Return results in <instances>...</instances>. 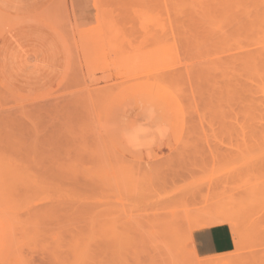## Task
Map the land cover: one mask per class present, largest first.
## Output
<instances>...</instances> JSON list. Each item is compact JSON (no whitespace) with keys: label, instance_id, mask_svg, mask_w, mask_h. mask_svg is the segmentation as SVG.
Listing matches in <instances>:
<instances>
[{"label":"rangeland","instance_id":"1","mask_svg":"<svg viewBox=\"0 0 264 264\" xmlns=\"http://www.w3.org/2000/svg\"><path fill=\"white\" fill-rule=\"evenodd\" d=\"M173 2L167 12L157 0L0 1V264H201L209 257L192 250L189 231L221 209L241 212L244 245L229 256L264 264V161L240 172L245 146L253 151L243 160L264 158L262 131L251 147L244 138L264 130L255 115L264 112L262 90L253 95L263 122L254 116L257 128L242 132L251 122L244 96L214 87L229 86L219 70L231 61L219 62L204 40L199 49ZM244 36L251 51L262 46ZM200 51L217 59L202 64ZM173 70L181 78L171 83ZM238 72L228 79L251 87Z\"/></svg>","mask_w":264,"mask_h":264},{"label":"bare ground","instance_id":"2","mask_svg":"<svg viewBox=\"0 0 264 264\" xmlns=\"http://www.w3.org/2000/svg\"><path fill=\"white\" fill-rule=\"evenodd\" d=\"M155 3H156V0H153ZM160 1H162V0H160ZM170 1L171 0H165V4L163 3L162 5H159V1L157 0V8L159 7V6H161L162 8H161V10L164 8L163 6H165L166 5V3H167V10H165L166 9V7H165V11H167V12H170L171 11V9H172V7L171 6H173L172 4L170 5H168V2L170 3ZM172 2H173V0H172ZM173 4H174V6L173 7H175V5L177 6V3L175 4L174 2H173ZM179 4V14L178 13H176V14H178L180 17L179 18H181L182 19V22H183V27H185L184 29L186 30V31H193V33H194V36L193 37H195V41L194 42H196L197 44H199V46H201V42L204 40V42L202 43L203 45H206V46H211V47H214L211 51L212 52H215L216 53V55H217V57H218V54H220V56L218 57L220 60H219V62L221 61L222 63L223 62H225V61H223V60H225L226 59V61H231L230 63H223L224 65L226 64V66H224V65H221V69L219 70V71H221V75H222V77H223V83L224 82H226L227 83V85H229V86H226L225 87V84H224V87L223 88H220V87H222V86H220L219 84H217L216 83V81L214 82L213 80V82L215 83V84H217L218 86H216L214 83H210V84H212L214 87H217V89H219V91L221 92V91H225L224 93L225 94H228L229 93V91H232V89H234L233 91H234V93H236V92H239L240 94L239 95H237L236 97H238L239 96V99L240 98H242L243 96V102H244V104H245V110H246V112H247V117L246 118H251V122H249V121H247V122H249L250 123V126H248L249 125V123H247L248 125H245V126H241L242 128V132H243V130H247V131H250V129H252V127L253 128H255L256 126H252L251 127V125H253V121H254V116L257 114V117H259V119H260V117L262 118L264 115L263 114H261L262 112H263V109L262 110H260L261 112H259L258 110H256V108H258V107H261V106H259L258 104V106L256 105V98H257V96H254L253 94H255V93H257V91H258V93H260L261 92V90H262V93H260V95L262 94V96H260L258 93V97H260V100H261V97H263L262 99H264V94H263V89H264V87L262 86L263 85V83H264V0H180V2L178 3ZM171 7V8H170ZM160 8V7H159ZM170 9V10H169ZM173 10H175V8H173ZM176 10H177V8H176ZM7 11V10H6ZM9 11V10H8ZM165 11H162L163 12V14H164V17H163V19H165V21H166V19L167 18H165ZM161 12V11H160ZM3 13V12H2ZM1 13V14H2ZM158 13H159V10H158ZM174 13H175V11H174ZM176 14H173V15H176ZM3 15V14H2ZM159 16H160V22L162 23L163 21V19H161L162 18V16H161V13H159ZM168 16V15H167ZM175 17V16H174ZM173 17V18H174ZM170 18V17H169ZM172 18V19H173ZM171 19V18H170ZM177 18H175L174 19V21L176 20ZM178 20V19H177ZM164 21V22H165ZM168 22H169V25H170V22H171V20H167ZM173 21V20H172ZM176 22V21H175ZM7 24V23H6ZM168 25V26H169ZM176 25V29H177V26H179V24L177 23V24H174V26ZM5 26H8V24L7 25H5ZM54 26H56V25H54ZM162 26V25H161ZM182 27V28H183ZM5 28V27H4ZM8 28V27H7ZM164 28H165V26H164ZM179 28V27H178ZM163 29V28H162ZM173 29V31H174V28H173V26H172V28H171V30ZM188 29V30H187ZM179 31L181 30V27H180V29H178ZM3 32H4V34H5V32L6 31H4V29L2 30ZM168 31H170V29H168ZM167 31V32H168ZM185 31V32H186ZM7 32H8V30H7ZM166 32V33H167ZM243 32V33H242ZM169 34H170V36H171V33L170 32H168ZM177 33H178V31H177ZM176 33V34H177ZM244 33H246V34H244ZM255 33H257L258 34V36L257 37H259V40H261V41H259V42H262V46L260 47V48H257V50L256 51H251L252 49H251V45H250V42L251 41H249V42H247V40L245 41V42H247V46H249L248 47V49L249 50H246V45H245V47L242 45V43L240 42V41H242L241 39V37H244L245 39H251V38H249V36H244V35H247V34H252V36L255 34ZM175 34V35H176ZM184 34V33H183ZM190 34H191V32H190ZM242 34H244V35H242ZM1 35V34H0ZM166 35V34H165ZM168 35V34H167ZM166 35V36H167ZM174 35V37L176 38V37H178V36H180V33H179V35L178 36H175ZM1 36H3V35H1ZM0 36V37H1ZM165 36V37H166ZM186 36V35H185ZM184 36V37H185ZM251 36V37H252ZM255 36V35H254ZM253 36V37H254ZM168 38L167 39H169V36H167ZM173 37V38H174ZM203 37H204V39H203ZM252 37V38H253ZM256 36H255V38H257ZM182 38H183V36H182ZM192 38V37H191ZM240 38V39H239ZM243 38V39H244ZM166 39V38H165ZM170 39H171V37H170ZM176 39H180V38H176ZM175 39V40H176ZM194 39V38H193ZM173 40V39H172ZM253 40V42H255V43H252V44H254L253 45V48H255L256 47V45H258V44H256V39L254 40V38L252 39ZM174 41V40H173ZM181 42V41H180ZM183 42V41H182ZM181 42V43H182ZM185 42V41H184ZM186 42H188V43H186L187 45L189 44V45H191V40H187ZM190 42V43H189ZM240 42V43H239ZM174 43V42H173ZM177 43H179L178 41H176V44ZM196 43H195V45H196ZM180 44V43H179ZM182 44H184V43H182ZM203 45L201 46V47H199V49L200 50H202V51H204L203 49H202V47H203ZM240 46V48L242 49L243 48V50H241L240 48H237V46ZM174 46V45H173ZM182 46H184V45H182ZM182 46H180V47H182ZM193 46H194V43H193ZM198 46V45H197ZM235 46V47H234ZM174 47H176V45L174 46ZM174 47H172L173 48V50L174 49H176V48H174ZM180 47H178L177 48V50H174V51H177L178 53H180L179 52V48ZM188 46H186V48H187ZM191 47V46H190ZM189 47V48H190ZM205 47V46H204ZM203 47V48H204ZM234 47V48H233ZM182 48H185V47H182ZM185 48V49H186ZM189 48H187V49H189ZM186 49V50H187ZM192 49V48H191ZM191 49H189V50H191ZM218 51V52H216V50ZM236 49H238V50H236ZM173 50H171L170 52H173ZM206 50V49H205ZM213 50H215V51H213ZM233 50V52L232 53H229L231 56H229L228 55V52H231ZM240 50V51H239ZM181 51V50H180ZM183 51H184V49H183ZM191 51H193V50H191ZM209 52V56L207 57L206 56V58H204V56H205V54H204V56H202L203 54L201 53V51L199 52V53H201V55L199 56V58H200V60H203V59H206L204 62L202 61L201 63L203 64H206L205 62H208V58H209V62H211V64L213 63V62H215V60L214 59H217V57H215L214 59H212L214 56L213 55H211L210 53H212V52ZM237 51H239L238 52V54H240L239 56H238V54L236 53ZM241 51H242V53H241ZM188 52H190V51H188ZM194 52V51H193ZM208 52V51H207ZM207 52H206V54H207ZM226 52V53H225ZM174 54H175V52H173ZM192 53V52H191ZM214 53V54H215ZM177 54V53H176ZM176 54H175V57H176ZM189 55H190V53H188ZM195 54H198V51H197V49H196V52H195ZM213 54V53H212ZM223 54V55H222ZM227 54V56L226 57H228V58H225L224 56ZM178 55V54H177ZM215 55V56H216ZM172 56H174L173 54H172ZM203 58H202V57ZM221 56H222V58H221ZM177 57H179V56H177ZM176 57V58H177ZM188 57V56H187ZM212 57V58H211ZM225 58V59H224ZM191 59V58H190ZM228 59V60H227ZM194 60H198V55L194 58ZM214 60V61H213ZM218 62V61H217ZM200 64V63H199ZM237 64H238V66H237ZM207 65V64H206ZM219 65H220V63H219ZM219 65L217 66V67H219ZM223 66V67H222ZM233 66V67H232ZM237 66V67H236ZM239 66H241V68H242V71H243V73H245V75L244 76H246V77H248V78H252V80L253 81H255V83L252 81V85H251V87L253 88L254 87V89H252L253 90V93H252V91H251V87H249V86H247L246 84H244V83H240V82H237V81H235V79H239L240 80V78L242 77L241 76V73H239L238 72V67ZM188 67H190V66H188ZM211 67V66H210ZM215 68V67H212L211 68V70H213L214 68H215V70H218V68ZM227 67V68H226ZM232 67V68H231ZM197 68V67H196ZM236 68V69H235ZM223 69V70H222ZM228 69H229V71H234L233 73H232V71H231V73L232 74H229V72H228ZM182 70H185V69H181V71ZM188 70V72H189V69L187 68L186 69V71ZM192 71H193V69H191ZM204 70V69H203ZM206 70V69H205ZM237 70V71H236ZM176 70H173V71H171L170 72V75H172L174 72H175ZM179 71V70H178ZM185 71V72H186ZM190 72V73H188L189 75L191 74L192 75V73H195V72ZM224 71V72H223ZM228 72V73H226V72ZM204 72V71H203ZM235 72H237V73H235ZM176 73V74H175ZM174 74H175V76H177L178 74H177V72H175ZM179 73V72H178ZM198 73H199V71H198ZM198 73H196V74H198ZM222 73H225V74H228L227 76H225L224 77V75L222 74ZM174 74L172 75V76H170L169 75V73H168V75H169V77L167 76L166 78H167V80L168 79H170V82H171V80H172V82H174V81H176L179 77H180V75L178 76V78H175L174 77ZM187 74V73H186ZM187 74V75H188ZM195 74V75H196ZM204 74V73H203ZM206 74V73H205ZM234 74V75H233ZM237 74H239L240 76L238 77V75ZM191 75L189 76V77H191ZM230 75V76H229ZM235 77V79H232V80H229V79H231V78H229V77H233V76ZM257 76L256 77V79H255V77L254 76ZM192 76H194V75H192ZM237 76V77H236ZM173 77H174V79H173ZM199 77V76H198ZM181 78V77H180ZM179 78V79H180ZM194 78H196V76L194 77ZM201 77H199L198 78V82L201 84V83H203V82H201L202 80L201 79H203V78H205V77H203V78H201ZM219 78V77H218ZM229 78V79H228ZM251 78H250V81H251ZM254 78V79H253ZM258 79H260V81L261 82H259V81H257L256 82V80H258ZM174 80V81H173ZM204 80V79H203ZM206 80H208V79H206ZM205 80V81H206ZM211 80V79H210ZM209 80V81H210ZM227 80H228V82H227ZM235 82H234V81ZM178 81V80H177ZM204 81V82H205ZM231 81V82H230ZM171 82V83H172ZM234 82V83H233ZM221 83V82H220ZM228 83H230V84H228ZM238 83V84H237ZM256 83L257 84H259L260 85V83L262 84L261 86H259V85H257L256 86ZM222 84V83H221ZM241 84H244V87H243V85L241 86ZM253 84H255V86L253 85ZM203 85V84H202ZM206 85V84H205ZM212 85H211V87H212ZM231 85H233L234 87L233 88H231L230 86ZM204 86V85H203ZM241 86V87H240ZM207 87H208V85H207ZM210 87V88H211ZM227 87H229L230 89L228 90V88ZM259 87V88H258ZM204 88H206V86L204 87ZM209 87H208V90H209V92H208V94L210 93V90H211V93L212 94H214V95H212V94H210L208 97L210 98V100H211V102H212V98L215 100V93H216V91L214 90V91H212L213 89H215V88H212V89H210ZM225 88V89H224ZM257 88V89H256ZM261 88H263V89H261ZM221 89V90H220ZM259 89V90H258ZM228 90V91H227ZM237 90H239V91H237ZM256 90V91H255ZM241 91H242V94H241ZM219 92V93H220ZM224 93H221V96H217V98L219 97H223V95H225ZM103 94V93H102ZM238 94V93H237ZM256 94V95H257ZM242 95V96H241ZM253 95V96H252ZM234 95H232V96H230L229 94H228V96H227V99H234L235 100V98L233 97ZM229 97V98H228ZM255 98V99H254ZM259 99V98H258ZM237 100V99H236ZM237 102H241V101H238L237 100ZM242 104V103H241ZM263 108H264V106H263ZM254 109L256 110V113H255V111H254ZM261 109V108H260ZM219 112V113H218ZM217 113H216V117H220L221 115H222V117H224V118H226L225 117V115L224 114H222V112L220 113V111H218ZM254 113H255V115H254ZM264 113V112H263ZM253 117H252V116ZM256 117V116H255ZM255 118V124H257V126L259 125V123L261 122V120H259L258 118ZM252 119H253V121H252ZM224 120L225 119H223L222 121L224 122ZM237 123H238V121L239 120H237V117L234 119ZM250 120V119H249ZM262 120H263V118H262ZM258 121V122H257ZM221 122V121H220ZM222 122V123H223ZM263 122V121H262ZM261 122V123H262ZM236 123V124H237ZM252 123V124H251ZM224 124V123H223ZM254 124V125H255ZM264 125V124H263ZM234 126V125H233ZM259 127L261 128V130H259ZM257 129L259 130H257L256 132H254V133H252V131H250L249 132V136H246L247 135V132H245L244 133V138L245 137H247V139H245L246 141V143H248V141L250 142V144L251 143H253V141L251 142V136H253V138L255 137V135L256 134H258V132H261V133H259V135L260 136H262V137H264V130H262L263 129V126L261 125V126H259ZM250 128V129H249ZM253 131H255V130H253ZM251 133V134H250ZM255 134V135H254ZM251 135V136H250ZM259 135H258V137H256V138H259ZM260 138L261 140L262 139H264V138ZM250 138V139H249ZM255 138V139H256ZM249 139V140H248ZM255 139H252V140H254V143H255V147H256V145L258 144V141L260 140H257V144H256V142H255ZM248 140V141H247ZM246 143H244V144H246ZM260 143V142H259ZM262 143H264V140H263V142L261 141V144H259L261 147H263L262 146ZM248 145H249V143H248ZM254 145V144H253ZM252 145V146H253ZM257 146V148H256V150H259L258 148H260V146ZM250 147H251V145H249ZM246 147L247 146H245L244 148V150H242V152L245 154H247L249 151L250 152H252L253 151V149L252 148H248V152H246ZM252 149V150H251ZM250 152L248 153V154H250ZM243 153H241L242 155H244ZM264 153V152H263ZM240 154V156L241 157H243L244 158V156L246 155H244V156H242ZM251 155H252V153H251ZM239 156V158H241ZM253 156V155H252ZM251 156V157H252ZM262 156H263V154H262ZM261 156V157H262ZM255 157V156H254ZM257 157L258 158H260L258 155H257ZM243 158H242V161L243 162H248V164L246 165L245 163H244V165H246L247 166V168H246V166H244V165H242V166H244V168L245 169H243L242 171H240V172H243V171H247L246 173H251V170H252V173L253 172H255V166H256V168L259 166L258 164H260V163H263V161H264V158H260V159H258L259 161L261 160L262 162H259L258 160H257V158H255L257 161H254L253 162V160L252 159H249L250 157H249V155L247 156V158L249 159V161L250 160H252V164L250 163L249 164V161H245V160H248L246 157V159L245 160H243ZM253 158V157H252ZM238 159V158H237ZM254 159V160H255ZM240 160V159H239ZM241 161V160H240ZM254 163V164H253ZM258 163V164H257ZM243 164V163H242ZM264 164V163H263ZM263 164H260V165H262L263 167H264V165ZM252 165V166H251ZM253 165H255V166H253ZM248 166H250V167H248ZM261 166V167H262ZM260 167V168H261ZM262 167V169H264ZM251 169V170H250ZM259 169V168H258ZM260 170V169H259ZM239 172V173H240ZM260 172H262V170H260ZM236 173H237V171H236ZM240 210H237V212H234V209L233 210H226V209H221V210H218L213 216H211V217H209V218H206V219H203V220H201V221H199L198 222V224L197 225H195V227H192V229L189 231V245H190V247L192 248V250L194 251V249H193V242H192V239H191V235H192V232H193V230L194 229H205V228H209V227H215V226H219V225H228V226H230V228H231V230H232V232H233V235H234V239H235V244H236V249H240L241 247H242V245H244L243 244V232L241 231L242 230V228H241V226H240V224H241V222H240V214H241V212H239ZM120 215H121V213H120ZM239 217H238V216ZM118 218V217H117ZM117 218H113V220H114V222H113V228H114V226L115 225H117L116 223H115V221H118L117 220ZM121 218V217H120ZM243 218V217H242ZM241 218V219H242ZM243 220V219H242ZM119 222H121V221H119ZM123 222V221H122ZM176 223H177V219H174L173 221L171 220V221H168L165 225H164V227H163V230H162V233L163 234H165V236H167V235H169L170 233H171V230L173 229V231H174V229H176V227H174V225H176ZM243 223V222H242ZM245 223V222H244ZM243 223V224H244ZM119 225V224H118ZM118 225L117 226H115L116 228L118 227ZM119 226H121V225H119ZM122 226L124 227V224L122 223ZM121 226V227H122ZM116 228H114V231H115V229ZM123 229V228H122ZM119 230H121V228L119 229ZM120 232H114V234H116L115 236L117 237V234H119ZM122 233V234H121ZM121 236L123 235V231L121 230ZM92 234V232H90V235ZM92 237H93V235H91ZM172 236H174V235H172ZM92 237H90V239H93L94 240V238H92ZM104 237H106V236H104ZM87 239H89L88 237H87ZM89 239V241H92V240H90ZM120 239H123V237L122 238H120ZM120 239H118V240H120ZM172 239V238H171ZM118 240H116V241H118ZM100 241V240H99ZM121 242V241H120ZM101 243H105V242H102L101 241ZM122 243V242H121ZM173 244V245H172ZM175 244H176V239H173V241L172 242H170V245L172 246V247H174L175 246ZM167 245V247L169 246V244L167 243L166 244ZM103 246H105V245H103ZM102 246V247H103ZM229 255H231V254H227V255H220V256H212V257H209V259L208 260H206V261H204V262H202L201 264H240V263H237V261L239 262V260L240 259H242L241 258V256L242 255H233V256H229ZM244 259V258H243ZM242 259V260H243Z\"/></svg>","mask_w":264,"mask_h":264},{"label":"crops","instance_id":"3","mask_svg":"<svg viewBox=\"0 0 264 264\" xmlns=\"http://www.w3.org/2000/svg\"><path fill=\"white\" fill-rule=\"evenodd\" d=\"M62 69L61 61V71L58 80L54 82V86L62 77ZM192 242L194 251L201 258L227 255L236 250L234 235L228 225L196 230L192 234Z\"/></svg>","mask_w":264,"mask_h":264}]
</instances>
